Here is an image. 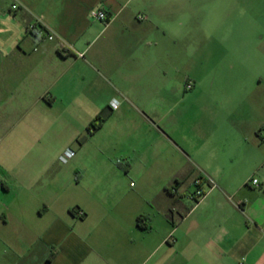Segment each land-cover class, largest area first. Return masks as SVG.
<instances>
[{
    "label": "crops",
    "instance_id": "crops-1",
    "mask_svg": "<svg viewBox=\"0 0 264 264\" xmlns=\"http://www.w3.org/2000/svg\"><path fill=\"white\" fill-rule=\"evenodd\" d=\"M178 3L0 0V264H264V203L224 199L219 168L203 161L215 155L211 128L176 112L175 52L166 47L162 64L158 43ZM259 103L246 134L264 150ZM102 110L110 116L91 136L111 123L120 163L80 146L72 165L82 175L53 172L75 122ZM195 171L216 177L217 191L188 209L182 183ZM217 197L229 210L211 207Z\"/></svg>",
    "mask_w": 264,
    "mask_h": 264
},
{
    "label": "rangeland",
    "instance_id": "rangeland-1",
    "mask_svg": "<svg viewBox=\"0 0 264 264\" xmlns=\"http://www.w3.org/2000/svg\"><path fill=\"white\" fill-rule=\"evenodd\" d=\"M178 1V12L171 19L159 21L160 32L166 35L159 38L158 43L162 64L167 58L166 47H172L175 52L174 70L179 79L176 112L194 121L205 120L211 128L210 136L204 140L215 155L203 161L211 171L219 168L224 199L259 207L264 203V188L261 185L251 187L249 182L255 178L264 182V150L253 146L246 130L258 124L261 117L256 107H260L259 101L264 103V0ZM147 45L154 43L149 40ZM227 113L240 121L237 123L240 128L233 130L226 124L221 126L220 116ZM261 113L264 117V112ZM94 117L75 122V137L68 148L76 154L83 146L89 153L96 151L99 161L110 159L115 165L120 163L121 156L116 152L122 145L121 136L113 134L111 123L96 135L88 134L86 129ZM73 159L66 163L58 161L52 171L60 170L75 178L82 175L81 167H73ZM107 168L102 171L108 173ZM205 176L217 184L216 177L209 173ZM197 180L203 177L195 171L182 183L183 203L188 209L196 205L193 195ZM202 189L207 191L205 182H202ZM219 202L222 200L217 197L211 207L226 210L227 207Z\"/></svg>",
    "mask_w": 264,
    "mask_h": 264
},
{
    "label": "built area",
    "instance_id": "built-area-1",
    "mask_svg": "<svg viewBox=\"0 0 264 264\" xmlns=\"http://www.w3.org/2000/svg\"><path fill=\"white\" fill-rule=\"evenodd\" d=\"M11 10H16L17 9V6L16 5H11ZM89 16L94 19V20H97V21H100V22H104V23H107L109 20L106 16V14L98 9H91L89 11ZM144 17L139 15L137 16V19L138 20H142ZM38 35V34H36ZM48 40H52L53 37L52 36H48L47 37ZM78 57H82L81 54H78ZM191 86L190 85H187V88H190ZM114 109H116V106L113 107ZM74 156V152L71 151L70 149L66 150L60 157V161L62 163H65L68 159L72 158ZM202 182H205L206 186H207V191H203L202 189ZM195 184L197 186V190L195 191L194 195H193V198L194 200L197 202V201H200L202 200L205 196H207L213 189H215L217 186H216V183L209 177H204L203 181L202 180H197L195 181ZM250 186L251 187H259L260 184L258 182L257 179H251L250 182H249ZM229 200H231L230 198H228ZM242 205H244L243 202L241 201H238L236 202V206L237 207H241Z\"/></svg>",
    "mask_w": 264,
    "mask_h": 264
},
{
    "label": "trees",
    "instance_id": "trees-1",
    "mask_svg": "<svg viewBox=\"0 0 264 264\" xmlns=\"http://www.w3.org/2000/svg\"><path fill=\"white\" fill-rule=\"evenodd\" d=\"M109 116H110V113H109L108 110H102L99 114H97L94 117L93 121H91L88 124V127L86 129L87 133L88 134H92L93 132L97 131L102 126V124L108 119ZM137 224H138V227L144 228L140 224V219L139 218L137 219Z\"/></svg>",
    "mask_w": 264,
    "mask_h": 264
}]
</instances>
